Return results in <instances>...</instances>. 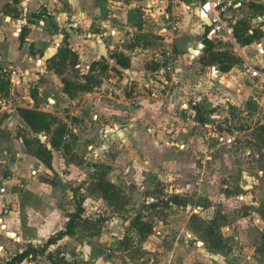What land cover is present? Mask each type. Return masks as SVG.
I'll list each match as a JSON object with an SVG mask.
<instances>
[{
	"label": "rangeland",
	"instance_id": "1",
	"mask_svg": "<svg viewBox=\"0 0 264 264\" xmlns=\"http://www.w3.org/2000/svg\"><path fill=\"white\" fill-rule=\"evenodd\" d=\"M144 1L149 0H113L125 5L121 26L132 29L122 28L127 31L125 44L137 57L128 80L113 55L74 66L78 57L67 48L65 29L55 59L44 56L43 46L29 43L27 53L40 55L52 74L39 80L45 89L43 106L53 105L55 78L97 93L116 79L117 91L106 92L116 99L103 98L107 102L100 103L98 121L93 113L85 118L65 114L68 107L50 109L64 111L60 116L43 113L45 127L38 134L48 140L40 143L35 137L27 145L40 165L24 175L10 170L16 149L4 153L0 147V185L12 196V208L0 216V264H12L27 250L30 255L21 264L59 259L62 264H264V97L231 92L234 77H241L235 68L241 59L207 39L184 2L165 0L163 8L160 0ZM32 3L0 1V30L12 39L22 30L20 46L28 24L36 33L45 22L57 24L42 1ZM48 4L57 6L54 0ZM62 6L64 10V2ZM5 17L17 24L9 28ZM240 17L249 21L255 37L263 32L264 23H252L248 12ZM173 27L177 33L165 36V29ZM243 39H238L240 45ZM198 44L207 46L202 56L189 55L186 49ZM166 49L172 53V74L155 63ZM27 57L21 58L23 65ZM229 64L235 68L230 77L222 72ZM14 65L11 52L0 60V109L5 103L16 116L32 104L24 100V79L14 75L9 67ZM26 83L28 96L36 98L37 84ZM137 97L144 100L136 102ZM142 109L148 114H140ZM9 117L4 110L1 122L12 125ZM113 123L119 130L100 134ZM18 135L24 140L21 131ZM73 214V234L58 237Z\"/></svg>",
	"mask_w": 264,
	"mask_h": 264
},
{
	"label": "crops",
	"instance_id": "2",
	"mask_svg": "<svg viewBox=\"0 0 264 264\" xmlns=\"http://www.w3.org/2000/svg\"><path fill=\"white\" fill-rule=\"evenodd\" d=\"M38 1L43 2V6L47 8L49 15L55 16L53 19L57 21V24L55 25L56 27H53L49 22H45L43 31H41V33H36L34 31V26L32 24H28V36L24 38L25 43L22 46H20V43L18 42V38H20L22 30H20V35L18 36V38L15 39H12L10 35L7 34V31L0 30V60L5 58L7 52L12 53L15 65L9 67L13 69L15 76H23L25 93L24 100H26L28 104H32V106H30V110L42 112V114L46 113L54 116H60L64 111L56 113L51 112L50 109L60 111L61 109L68 107L70 112H67L65 114H70L73 117L79 116L85 118L87 114L91 115V113H93V119H95V121H98L102 118V116H100V111H102L103 107L102 104L100 105V103L107 102H105L103 98H107L109 100L116 99L112 96V94L106 93L113 90L115 92L117 91L113 86L114 84H116V79L108 80L109 83H112L111 85L102 84L98 93L91 91H79L77 94H73L72 91L66 93L64 91V84L62 85L63 81L62 83L58 82L55 78L54 80L56 82V91H54V94L52 95L54 97V99L52 100L53 105L45 107L43 106V101L40 99V97L43 96L45 90L44 83L40 84L39 80L43 75H50V77H52V74L48 73L46 68L43 67L40 55L35 57L28 54L27 51L28 47H30L29 43L33 42L36 48L43 46L42 48L44 50L45 57L50 56L52 57V59H55L56 55L59 54L62 50H59V48L61 47V43L64 39L63 29H65L67 36L66 42L68 44L67 48L71 53H73L74 55L76 54V56L78 57V62H76L74 66H79V63H81V61L93 63L101 60L102 58L108 59L111 55H113L112 59L114 60V64L123 69L122 71L124 72V78H127L130 73H134L135 71L134 66L137 62V57L135 56L136 52L133 53L132 49L127 47L124 40L126 37V32H131L132 30L130 29V26H121L124 24L127 13H125L124 11L121 12L120 9L121 5H123L124 7L125 5L123 4V2H113V0H54L56 1L57 6H50L48 4L50 0H31V2H33L32 4ZM150 1L151 0L144 2L150 3ZM6 2H8V0H6ZM12 2L13 1L11 0V3ZM62 2H64V4L66 5L64 10ZM160 2H162L163 8H165V0H160ZM263 6L264 0H245V3H243L236 10L230 12L229 16L236 20V23L233 27V41L226 44H220L212 38L209 33L208 27L201 21L196 10H193L189 6L185 5V10L195 16L203 25L204 33L206 35L208 34L206 36L207 39L213 41V43H216L217 45L222 47V49H228L229 53L232 56H236L241 59V62L235 67L239 69V74L241 77L239 78L235 76L230 88L231 92H234L236 90L238 91V95L236 94L237 97L240 96L249 98L252 96L255 97V95L258 96L260 94L264 97V89H262L252 79L246 76L242 71V66L244 64H249L257 69L264 68V25L261 27L263 32H261L260 35L256 33L257 37L254 36L251 43L240 45L238 42L239 38H246L248 36L255 35V33L251 30L249 21H247L246 18H241L240 16H242L244 12H248V14L252 16V20L250 19L252 23L255 21L264 23ZM161 8L162 7L160 6L157 9V12ZM259 11H263L262 16L259 14ZM5 18L10 22L9 28H11L12 25L17 24L13 22V19L7 17ZM122 28H125V30L127 31L123 30ZM237 28L241 29V31L239 32V37H237L235 33V30ZM55 29L58 30L55 31ZM177 31L178 30L175 27L171 28L170 30L165 29V36H167L168 34L173 35L174 33H177ZM246 34L249 35L245 36ZM196 47L193 49H196ZM254 48L257 53H255ZM206 49L207 46L204 45L203 49L200 50L198 56L196 57L198 58L202 56ZM138 50L139 49L136 48L137 52ZM188 50L189 48L186 49L187 53L191 55ZM25 55L28 56V61L23 65V59L21 58H23V56ZM114 56H116L117 58H114ZM223 56L225 55H219V57ZM118 58L122 59V61L126 60L129 66L127 68L121 67L117 62ZM179 58L182 61L186 60L185 55H180ZM25 61L26 60H24V62ZM26 64H28L27 68L24 67L26 66ZM156 66L159 70H161L157 64ZM86 68L88 69V71L90 70V66H86ZM235 68H233V65H231V68L228 71H224L223 68L222 72L224 73V76L230 77L233 75ZM170 74H172V72ZM125 80H128V78ZM27 81L37 84V89L40 91L38 93V96L34 99L28 96L27 90L30 86L26 83ZM68 81L71 83L74 82L71 80ZM12 82L14 83V79H12ZM73 84L78 85V83ZM252 85H254L255 89L257 90H254L252 88ZM149 88H151L149 85L145 86V89L149 90ZM238 88H240V90ZM88 98H91L93 101L86 103ZM136 99V102H138V100H144L143 97H137ZM1 100L2 98H0V103ZM48 101L50 100L48 99ZM37 106H39L40 108H37ZM4 110L8 111V114H10L8 120L13 121L12 125H10L7 120L1 122V114L2 112H4ZM138 112H141L140 114L143 115L148 114V111L146 112L145 109H142ZM119 113L120 112L116 110L117 116H119ZM14 114L15 111L10 110L9 106H5V103L2 105V108L0 109V147L4 153H8L13 148L16 149L15 162L13 163V167H10V170L14 171L16 174L24 175L26 174V171L33 165L37 167H39L40 165V162L38 160L30 156L28 151L29 148L27 145H29L35 137H37L40 143H42L43 140H48V138L46 136L43 138L42 135H39L43 134L42 132L39 134L33 132L18 114L16 116H13ZM186 120L190 121V118L187 117ZM73 130L75 131V133L77 132L75 128ZM117 130H119L118 126L113 123L112 125H109L107 129H102L100 131H103V136L106 137L111 133L113 134ZM20 131L24 135V140H22L18 135V132ZM27 190L31 191L32 189L27 188ZM11 197L12 196L9 193L7 187L1 184L0 216L4 217V215L9 212L10 208H12ZM4 227L5 226H2V228ZM60 232L61 231H59V233ZM23 252L24 251H22L20 254H22Z\"/></svg>",
	"mask_w": 264,
	"mask_h": 264
},
{
	"label": "built area",
	"instance_id": "3",
	"mask_svg": "<svg viewBox=\"0 0 264 264\" xmlns=\"http://www.w3.org/2000/svg\"><path fill=\"white\" fill-rule=\"evenodd\" d=\"M184 2L197 14L205 15L209 21L208 30L214 40L220 44L233 41V27L236 20L229 13L240 7L245 0H179ZM155 63L162 72L170 74L173 69L172 53L166 49L164 55H158ZM243 73L264 89V68L257 69L249 64L242 66ZM104 135L103 131H100Z\"/></svg>",
	"mask_w": 264,
	"mask_h": 264
},
{
	"label": "trees",
	"instance_id": "4",
	"mask_svg": "<svg viewBox=\"0 0 264 264\" xmlns=\"http://www.w3.org/2000/svg\"><path fill=\"white\" fill-rule=\"evenodd\" d=\"M13 3H17L18 0H12ZM241 29L237 28L235 30L236 36L239 37V32ZM254 35L248 36L243 39L244 44H249L253 41ZM69 55L73 56V54L67 52ZM66 53V55H67ZM118 64L123 67L127 68L129 66L128 62L126 60L122 61V59L118 58ZM76 64V61L73 62V65ZM231 68V65H227L224 68V71H228ZM64 84V91L66 93L70 92L71 87L76 88L78 91H91L87 87L83 85H75L69 81H63ZM19 116L24 120L26 125L30 127V129L35 133H41L43 132V128L45 127L44 121L46 119L45 115L38 113L34 110H27V109H19L18 110ZM76 218V214L71 215V219L66 227V230L63 232L58 233V237H64V236H70L73 234V222ZM52 243V239L48 241V244ZM30 255V251H24L22 254L15 256L10 263L12 264H20L22 263L28 256ZM64 261L62 259H59L58 261L53 262V264H62Z\"/></svg>",
	"mask_w": 264,
	"mask_h": 264
},
{
	"label": "water",
	"instance_id": "5",
	"mask_svg": "<svg viewBox=\"0 0 264 264\" xmlns=\"http://www.w3.org/2000/svg\"><path fill=\"white\" fill-rule=\"evenodd\" d=\"M199 17H200L201 21H202V22L208 27V26H209V21H208L207 17H206L205 15H202V14H200ZM203 47H204L203 44H199V45L196 47V49L189 48L188 51H189V53H190L191 55H193V56H197V55L199 54L200 50L203 49ZM69 258H70V256L67 255V256H66V259H69Z\"/></svg>",
	"mask_w": 264,
	"mask_h": 264
}]
</instances>
